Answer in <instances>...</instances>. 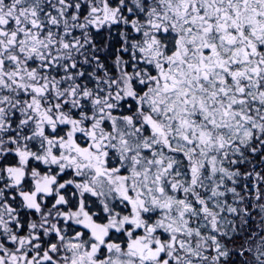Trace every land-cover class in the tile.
I'll use <instances>...</instances> for the list:
<instances>
[{"label": "snow or ice", "instance_id": "1", "mask_svg": "<svg viewBox=\"0 0 264 264\" xmlns=\"http://www.w3.org/2000/svg\"><path fill=\"white\" fill-rule=\"evenodd\" d=\"M0 264H264V0H0Z\"/></svg>", "mask_w": 264, "mask_h": 264}]
</instances>
